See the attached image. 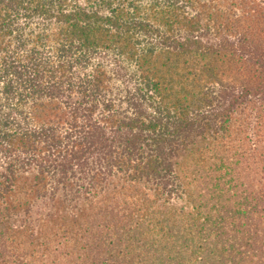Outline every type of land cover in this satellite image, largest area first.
Masks as SVG:
<instances>
[{
    "label": "trees",
    "instance_id": "16d2710c",
    "mask_svg": "<svg viewBox=\"0 0 264 264\" xmlns=\"http://www.w3.org/2000/svg\"><path fill=\"white\" fill-rule=\"evenodd\" d=\"M142 186L194 201L160 264H264V0H0L1 233L118 194L86 229L137 240ZM92 233L87 264H111Z\"/></svg>",
    "mask_w": 264,
    "mask_h": 264
},
{
    "label": "rangeland",
    "instance_id": "374dc122",
    "mask_svg": "<svg viewBox=\"0 0 264 264\" xmlns=\"http://www.w3.org/2000/svg\"><path fill=\"white\" fill-rule=\"evenodd\" d=\"M178 161V171L189 175L194 161L188 157H179ZM251 176L255 177L254 174ZM246 181H250V176ZM192 186V188H198L195 182ZM140 192L148 195L144 199L134 200ZM138 194L130 201H134L133 203L141 208L140 213L145 215L146 220L139 229L131 231L133 237L138 236L137 240L132 237L127 239L123 233L124 228L117 227V225L115 230L120 231L121 234L114 233L110 229L99 230L101 234L94 229L91 232L86 229L89 227L88 219L92 217V212L98 210L97 205L108 206L110 204L109 206L119 207L122 203L120 199L126 195L119 196L116 194L115 200L101 197L91 205H82L80 212H71L67 209L58 211L53 217L43 220L41 226L34 229L32 237L28 229L20 227L19 222H15L12 224L13 231L7 230L6 232L2 231V233L0 231V251L3 253L0 256V261L9 262L14 259H26L33 264H78L81 262L87 264L90 259L89 255L95 254V250L89 252L88 249L89 244H91V237L89 238V236L93 232L92 237L99 239L104 247V252L101 250L100 256L112 255V258H109L111 264H150V261L152 264H160L161 259L166 258L164 254H167L169 247H173L174 250L178 249L176 245L182 242V238L178 239V234L190 230L189 224L192 223L190 218L195 215L193 211L194 201L185 194H181V198L177 195L170 198L166 194H156L153 190L143 186ZM193 195L196 197L195 193ZM123 211L127 212V209H123ZM122 222L120 221V223ZM169 229L171 232H168ZM182 229H184L183 232ZM94 232H97V236H93ZM172 233H175L176 236H173ZM215 236V233H211L209 239L215 240ZM198 237L200 239L203 236L199 233L195 240H192L193 247L197 245L196 239ZM206 244L208 246L222 245L221 242H206ZM202 247H200L201 251L196 250V247L192 248L191 251L194 250L192 254H190L189 248L187 255L182 259L177 258V253L171 250L169 256L174 257L170 260V264H233L229 257H225V261L222 262L217 255L212 254L211 249L210 251L206 249L207 245ZM242 248L244 245H241L240 249ZM255 252H257V248L254 250V256L243 254L241 258L237 259L236 257L237 263L234 264H263L257 260L258 255L256 256ZM202 256L203 259H200Z\"/></svg>",
    "mask_w": 264,
    "mask_h": 264
}]
</instances>
